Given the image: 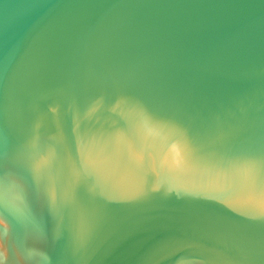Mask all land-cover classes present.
Returning a JSON list of instances; mask_svg holds the SVG:
<instances>
[{
	"label": "water",
	"instance_id": "water-1",
	"mask_svg": "<svg viewBox=\"0 0 264 264\" xmlns=\"http://www.w3.org/2000/svg\"><path fill=\"white\" fill-rule=\"evenodd\" d=\"M0 264H264V0H0Z\"/></svg>",
	"mask_w": 264,
	"mask_h": 264
}]
</instances>
